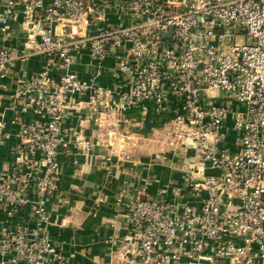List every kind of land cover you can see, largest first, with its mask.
Segmentation results:
<instances>
[{
  "label": "built area",
  "instance_id": "built-area-1",
  "mask_svg": "<svg viewBox=\"0 0 264 264\" xmlns=\"http://www.w3.org/2000/svg\"><path fill=\"white\" fill-rule=\"evenodd\" d=\"M18 12L59 70L44 64L10 94L13 151L27 157L0 171V208L11 219L28 206L33 224L0 225V264H65L48 230L59 150L74 142L86 155L101 142L129 155L123 113L146 103L173 110L162 148L193 150L195 160L182 182L117 195L123 232L110 238L112 263L264 264V0H0V76L15 57L4 40ZM81 47L88 78L71 66ZM84 109L96 140L65 123ZM228 128L234 151L223 143Z\"/></svg>",
  "mask_w": 264,
  "mask_h": 264
},
{
  "label": "crops",
  "instance_id": "crops-1",
  "mask_svg": "<svg viewBox=\"0 0 264 264\" xmlns=\"http://www.w3.org/2000/svg\"><path fill=\"white\" fill-rule=\"evenodd\" d=\"M39 40L40 33L36 30L31 38L28 37V31L22 25V14L18 12L4 40L11 46L15 57L9 62L6 75L0 76V121L5 123L4 131L8 133L0 144V171H10L17 160L27 157L24 153L13 151L18 141V126L11 122L12 90L44 64H50L53 73L59 70L53 55L37 50ZM113 64L114 56L108 55L104 59L105 69L100 78L103 85L112 83L110 67ZM71 66L80 76L88 78L91 59L87 48L81 47L74 52ZM123 114L131 120L128 123L131 139L125 144L129 155L101 142L95 143L86 155L78 151L74 142L58 152L61 172L49 204L48 230L64 252L65 264H113L110 238L123 232L119 208L115 203L117 195L126 192L124 196L129 198L134 189L144 183L150 191H156L171 180L182 182L188 173L183 171L185 166L195 160L193 150L185 152L162 148L158 140L164 125L172 117V109L159 110L152 103H146L143 109L141 106L131 107ZM24 115L33 117L30 111ZM65 123L80 127L82 136L96 140L97 127L87 109L71 114ZM120 125L126 127L122 122ZM161 126V132L155 133ZM226 134L223 143L230 150H236L234 132L228 128ZM29 192H32L30 187ZM99 196L104 199L99 201ZM16 223L33 224L28 206H23L11 219L0 208V225Z\"/></svg>",
  "mask_w": 264,
  "mask_h": 264
},
{
  "label": "rangeland",
  "instance_id": "rangeland-1",
  "mask_svg": "<svg viewBox=\"0 0 264 264\" xmlns=\"http://www.w3.org/2000/svg\"><path fill=\"white\" fill-rule=\"evenodd\" d=\"M240 39H241V36L236 37V40H240ZM162 127H163V126H161L160 128H158L159 131H158V132H155V133H158V134H159V133L161 132L160 129H161ZM155 142H156V141H155ZM187 169H188V166H185V168H184L183 171H185V170H187ZM149 179H150V178H149Z\"/></svg>",
  "mask_w": 264,
  "mask_h": 264
},
{
  "label": "water",
  "instance_id": "water-1",
  "mask_svg": "<svg viewBox=\"0 0 264 264\" xmlns=\"http://www.w3.org/2000/svg\"><path fill=\"white\" fill-rule=\"evenodd\" d=\"M163 35H164V36H169V35H170V29H169L168 31H165V32L163 33Z\"/></svg>",
  "mask_w": 264,
  "mask_h": 264
}]
</instances>
